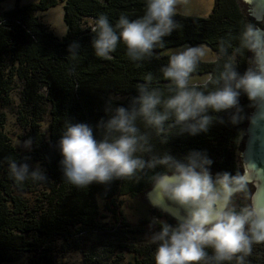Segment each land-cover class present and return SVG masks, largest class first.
<instances>
[{
	"label": "trees",
	"instance_id": "trees-1",
	"mask_svg": "<svg viewBox=\"0 0 264 264\" xmlns=\"http://www.w3.org/2000/svg\"><path fill=\"white\" fill-rule=\"evenodd\" d=\"M0 0V106L11 105L14 79L22 82L21 107L18 119L32 143L28 155H21L3 132L5 116L0 115V264L30 253L27 264H56V254L77 250L81 264H155L156 245L151 236L163 222L176 221L157 209L147 208L150 214L131 224L120 209L121 196L139 197L152 186L155 170L138 172V178L115 179L110 183L93 182L84 187L69 183L61 172L58 141L67 121L89 123L94 135L107 104L128 107L138 95V86L152 77L150 87L159 88L165 95L171 86L162 74L170 56L160 53L169 47L184 44L195 47L207 45L217 56L213 61L200 60L190 79L205 76L200 83H190L205 93L223 86L220 73L231 64L239 74L252 67V53L240 45V34L251 25L264 29L263 21L248 15L241 0H215L208 17L176 13L178 27L163 38L151 56L133 61L126 46L120 42L107 57L95 54L92 31L96 20L104 15L115 26L120 16L130 20L144 14L146 0H38L4 10ZM63 3L66 33L57 36L36 15ZM78 40L80 48L75 57L67 52V45ZM207 87H203L204 84ZM241 92L236 108L219 113L209 112L212 123L206 133L190 136L181 133V125L168 121L164 131L137 121L141 133L149 136L151 153H137L143 158L169 153L182 159L190 151H201L213 161L210 172L241 173L238 152L246 129L244 113L252 104ZM236 115V121L231 117ZM48 115L47 133L42 122ZM223 121L221 123L220 121ZM166 142H162L164 138ZM44 167L47 179L28 178L17 183L9 172V161L24 162L25 157ZM29 160L28 162H30ZM250 189L253 190V185ZM36 192L32 204L27 193ZM111 215L107 224L101 215ZM147 236L141 239L140 236ZM212 255L211 249H206ZM203 264V262H200ZM221 264H236L235 260ZM245 264H264V243H254Z\"/></svg>",
	"mask_w": 264,
	"mask_h": 264
},
{
	"label": "clouds",
	"instance_id": "clouds-1",
	"mask_svg": "<svg viewBox=\"0 0 264 264\" xmlns=\"http://www.w3.org/2000/svg\"><path fill=\"white\" fill-rule=\"evenodd\" d=\"M182 2L185 0H146L141 17L130 20L120 16L115 26L101 15L92 29L96 33L92 40L95 54L107 57L122 42L131 60L150 57L163 38L179 26L174 16ZM240 45L252 53V67L241 75L230 63L225 64V71L220 73L222 87L205 93L190 85V75L205 53L199 47H188L173 53L162 70L171 84L167 95L150 87L152 77L148 76L128 107L106 105L107 118L102 116L96 124L102 133L100 139L89 123L67 121L58 141L59 168L76 187L138 178V172L162 169L151 177L152 191L178 214L173 216L174 226L163 222L151 236V243L156 245L155 264H221L232 260L245 264L252 245L264 243V203H258L249 188L252 180L247 170L213 175L209 168L213 161L206 153L195 150L182 159L169 153L147 159L137 155L152 152L149 136L141 133L137 121L157 133L172 121L181 125L182 134L195 136L208 131L212 123L210 111L236 108L241 92L250 101H264V29L246 26L240 34ZM79 48V41L73 40L67 52L75 57ZM231 119L235 122L236 115ZM166 141L165 137L162 142ZM22 147L31 151V141H24ZM29 160L30 156L20 163L9 161V172L15 181L47 179L42 167L31 169ZM237 194H244L249 203L237 208ZM206 249H211L212 255Z\"/></svg>",
	"mask_w": 264,
	"mask_h": 264
},
{
	"label": "rangeland",
	"instance_id": "rangeland-1",
	"mask_svg": "<svg viewBox=\"0 0 264 264\" xmlns=\"http://www.w3.org/2000/svg\"><path fill=\"white\" fill-rule=\"evenodd\" d=\"M38 0H20V4H27L31 2H36ZM242 1V0H241ZM243 2V1H242ZM244 3V2H243ZM215 5V0H185L177 5L176 13L188 15V16H200V17H208ZM244 8L248 12V7L244 3ZM15 6V0H5L1 3V8L4 10L11 9ZM36 15L39 19L49 28V30L53 31L57 36L63 37L66 33V25L63 21V3L59 2L58 5L52 7L46 11H38ZM249 15V12H248ZM256 20V19H254ZM260 20V22H262ZM260 28V27H257ZM261 29V28H260ZM192 47L190 45L184 44L176 47H169L164 49L160 54L162 56H171L173 53L181 51L185 48ZM195 47H199L203 49L205 55L201 57L200 60L203 61H213L217 58L216 54L205 44H199ZM206 80L205 76H196L190 79V83H200ZM21 88L22 82L17 78L14 79L13 82V90L11 91V105L9 107H1L0 106V115L3 114L5 116V122L3 126V132L9 138L11 144L18 150L21 155H28L30 151L24 149L22 144L27 139L25 138L26 131L21 125V120L18 119L19 110L21 107ZM256 104H252L248 110L244 113L246 117V125L248 120L250 119L251 112L253 111ZM49 116H45V121L42 122V130L47 133V125H48ZM246 140V129H244V133L242 135V146L238 152V160L240 163V171H243V163H242V151L244 147V142ZM31 166V169H35L37 167H42L41 164L37 161L31 160L28 162ZM44 170V167H42ZM252 185V184H250ZM251 186H249L250 188ZM253 191V190H252ZM36 192L27 193L26 197L29 198L31 203L35 202ZM120 200V209L128 222L131 224L138 223L143 217H146L150 214L147 208L150 206L147 204L143 195L139 197H130V196H121ZM249 203V200L244 197V194H237L234 197V204L237 208L244 206ZM100 212L101 215L106 216L103 218L104 222L107 224L112 223L111 215L107 214L102 208L103 203L99 201ZM141 239H147V236H140ZM31 257L30 253L21 254L17 260L11 262H3L1 264H27L29 258ZM81 255L77 250H72L69 253L64 255L56 254V264H81Z\"/></svg>",
	"mask_w": 264,
	"mask_h": 264
},
{
	"label": "water",
	"instance_id": "water-1",
	"mask_svg": "<svg viewBox=\"0 0 264 264\" xmlns=\"http://www.w3.org/2000/svg\"><path fill=\"white\" fill-rule=\"evenodd\" d=\"M249 15L260 21L264 18V0H242ZM257 14L259 16H257ZM243 171L251 177L253 192L258 203H264V101H258L246 126V140L242 151ZM150 207L173 219L177 210L164 203L152 186L144 193ZM174 220V219H173Z\"/></svg>",
	"mask_w": 264,
	"mask_h": 264
},
{
	"label": "bare ground",
	"instance_id": "bare-ground-1",
	"mask_svg": "<svg viewBox=\"0 0 264 264\" xmlns=\"http://www.w3.org/2000/svg\"><path fill=\"white\" fill-rule=\"evenodd\" d=\"M257 16H259V15L257 14Z\"/></svg>",
	"mask_w": 264,
	"mask_h": 264
}]
</instances>
